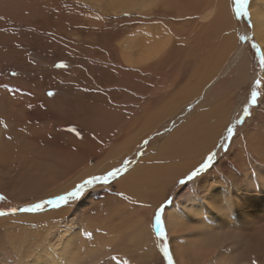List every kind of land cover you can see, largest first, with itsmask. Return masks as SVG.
Returning <instances> with one entry per match:
<instances>
[{
  "label": "bare ground",
  "instance_id": "bare-ground-1",
  "mask_svg": "<svg viewBox=\"0 0 264 264\" xmlns=\"http://www.w3.org/2000/svg\"><path fill=\"white\" fill-rule=\"evenodd\" d=\"M138 1L126 0L127 4L124 6L127 10L124 12L128 14L137 12L140 23L150 27L151 24L146 21L148 17L145 9H151V6L149 4L141 6ZM151 1L155 8L159 9L155 11L156 15L151 20L152 23L155 22L154 26L150 27L153 34L151 35L147 29V32L139 35V28L135 27L132 29L134 34L130 40L124 39L122 43L125 48L130 44L131 49L143 50V57L137 55L142 58L141 60L130 61L127 55L124 56L126 64L135 67L129 73L148 70L146 67L152 61L155 71H160V78L153 86L147 88V93L142 86L140 88L143 90L140 92L142 98L128 100L129 105L126 106V110H121L119 106V110L125 113L124 117L118 114L119 118L112 115L110 120H104L106 129L101 126L102 129L99 130V134L102 133L103 136H99L94 131L95 133H92L83 144L81 143L84 138L78 137L81 143H73L69 148L70 153L82 162V170L67 165L68 167L65 166L63 171L72 168L74 174L69 179L71 181L76 178V182L82 180L85 175L106 172L110 165L117 166L125 158V154L135 151L141 141L149 136H157L159 134L155 133L165 129L163 134L153 139L147 152L126 173L131 175L115 182V186L110 187V191L96 194L87 200L89 206L83 204L78 212L73 211L74 215L70 220H67V214L63 216L58 213L60 209L58 212L0 218L1 248L3 252L10 253L14 257L12 263L10 254H2L0 264H157L161 261L152 231V214L177 179L186 177L199 167L209 154L219 150L218 139L234 119L233 86L237 88V85L244 83L250 72L249 51L244 50L248 47L244 45L236 48L234 44L239 37L242 38L249 32L246 28L237 26L230 0H215L214 4L212 3L214 6L210 11L211 15L200 17L205 21L208 18L210 22L213 20L210 26H204V22L200 19L193 20L191 26L185 27L189 29L190 36L199 38L198 41L207 47L213 46L207 53L210 57L204 55L200 58V64L194 68L197 77L191 76L189 73L186 74L188 71L181 60L179 64L175 58L168 59V51L172 46L179 49V45L169 44L170 41L160 36V32L171 28L172 17H179L188 8H199L206 3V0ZM176 3L181 4L175 6ZM263 3L264 0H253L250 9L252 30L262 52H264V8L261 6ZM127 20L130 21L129 18ZM141 20L145 21L141 22ZM172 26L175 27L173 23ZM135 37L136 40L138 37V41ZM178 43L182 44L184 41L180 40ZM220 56H223L222 59L226 60V64L218 63ZM229 73L232 75V79L229 80L231 85L228 84L225 88V81H219ZM260 76L263 81L260 95L263 96L264 72ZM203 95L204 99L200 100ZM156 101H158L156 106H149V103ZM196 103V107L194 106L190 111V106ZM51 107L53 109L52 105ZM60 108L62 110V107ZM95 113L93 114L96 116ZM254 119L256 124L253 131L248 127L241 128L240 136L237 135L238 138L236 137L231 143L232 147L226 152L221 148L203 177L196 178L188 186L186 185V188H182L188 192L186 196H181L182 201H174L172 207L166 210V227L175 264H264L262 108ZM251 120L252 118L249 119V123ZM47 122L48 120L45 124ZM175 124L177 126L173 127ZM5 125H0V144L3 146L12 144L2 136ZM93 128L97 129L96 126ZM109 128L112 129V133L109 132ZM88 133L90 132L87 131ZM95 152L99 154L92 164L88 157L95 155ZM63 156L66 157L65 154ZM20 159L22 165L24 160ZM72 163L74 165V162ZM2 168H0V189L11 191L13 179L16 177H11V170ZM113 187L115 188L111 189ZM55 190L62 191V188ZM56 227L58 230L49 238L50 230Z\"/></svg>",
  "mask_w": 264,
  "mask_h": 264
},
{
  "label": "rangeland",
  "instance_id": "rangeland-1",
  "mask_svg": "<svg viewBox=\"0 0 264 264\" xmlns=\"http://www.w3.org/2000/svg\"><path fill=\"white\" fill-rule=\"evenodd\" d=\"M210 1L206 0V3L203 2L204 4L202 3L203 5L201 6L199 4L200 7L197 9L188 8V10L182 12L179 17H172L170 23L172 29H165L162 33L167 37V40L170 41L169 44L179 45V49L176 47L173 48L172 46L168 51V59L169 57H171V60L175 58L179 64L181 60L184 64V68L188 71L186 74L189 73V75L195 77H197V73L193 71L194 68L200 64V58L204 55L210 57L207 53L213 46L207 47L198 41L199 38L190 36L188 34L189 29L185 27H189L193 20H200L203 18L202 16L209 17V14L211 15L210 11L214 6L215 0ZM230 2H232L233 15L237 26L241 28L244 27L249 32L248 35L242 38L239 37L238 40L235 41L234 47L239 46L240 48L244 47V45L248 47L244 48V50L249 51L248 60L250 72L244 83L237 85V88H235V85L233 86L232 92L235 94L233 102L235 111L234 119L228 124L227 130L223 132L222 136L218 139L219 150L214 151L215 153H220L221 148H223V152H226L232 147L231 143L237 135L238 137L240 136L241 128L248 127L250 131H253L256 124L254 117H256L261 108L264 114V94L263 96L260 95V89L263 86L260 75L264 72V58L260 56L262 51L255 40L252 30L253 24L250 9L253 0H248L246 8L244 9L245 14L241 15V19L237 17L238 13L236 14L235 11V0H230ZM126 4V0H0V121H2L0 125L4 126V124H6L2 136L6 137L8 141L12 143L4 146L0 144V150H2V152L0 151V161H2L0 162V168L3 166V168H7L6 170H11V177H16L13 179L15 182L13 181L11 185V191L0 189V196L4 197L3 200H0V211L6 213V215L0 216V218L7 216L15 217L16 215L20 216L26 213L34 215L44 214L46 212H58L59 209L58 213L61 215L67 214V216H73V211L78 212L81 202L87 196L98 194L102 189L105 191V187L115 186V181L120 177H124L128 172L129 166L134 164L140 156L145 154V151L142 150L141 152H136L132 157H129L130 159H125L123 164L119 167H122L125 163L130 161L126 172L120 173L116 179L109 181L108 184L97 183L86 188L81 197L74 201H70L68 205H62L59 209H54L45 205L42 211L37 212L21 211V209L30 207L33 204L43 203L48 199H54L57 195H62L67 191H71L79 184L76 182V178H73L71 181L69 179V177L74 174L72 168L66 172L63 171L65 166L68 167L67 165L73 166L78 170H82L83 167L82 162H80L74 154L70 153L69 146L73 143H81L79 139L81 137V139L84 138L81 143L83 144L88 137H91L92 133L96 132V134H99V130L102 129V127L106 129L104 120H110L112 115L114 117L117 116L116 118H119V115L124 117L125 113L119 109L126 110L129 101H134L141 97L142 94L140 92L145 89V93H147V88L153 86L154 82L160 78V71H155L152 61L146 67L148 70H137V72L129 73L134 70L135 67L126 64L124 56L127 55L130 61L141 60L142 58L138 56L143 57V50L141 48L131 49L130 44H127V47L122 50V41L124 39L130 40L131 36L134 34L132 31L133 28H139V35L143 34L145 31L147 32V29H149L151 35L153 34L150 27L152 28L155 22L152 23L151 20H153V17L156 15L155 11L159 9L155 8L151 0L138 1V4H141V6H145L146 4L151 6V9H145L147 10L146 17H148L146 21H149L151 24L149 27L148 25L140 23L138 19L139 14L137 12L134 11L129 14L128 12H124L127 10L124 6ZM179 4L181 3H176L175 6ZM261 6L264 8V3ZM130 10H132V8ZM159 15L163 16L162 14ZM193 16L195 17L193 18ZM127 18L130 19L129 22ZM208 19H206L207 23H205V20L201 19V21L204 22V26L207 25L206 27L210 26L213 21L210 22ZM142 21L145 20H141V22ZM172 23L175 27L172 26ZM160 36H162L161 33ZM180 40L184 41V43L179 44L178 41ZM178 57L180 59H178ZM222 57H218V63L221 64L222 62L221 65H224L227 62H225L226 60L222 59ZM61 63L67 65V67H58L57 65ZM13 73H16V75H13ZM231 79L232 75L229 73L221 77L219 82L225 81L224 87L227 88L228 84L229 86L231 85L229 82ZM144 82H146V84ZM142 86L144 89L140 90ZM49 92H53L55 95L50 97L48 95ZM252 92L256 93V97H254V99L256 98L255 103H253L251 99ZM130 96L131 98H129ZM204 97L203 95L200 100H203ZM154 99L158 100L160 98ZM33 101H35V103ZM157 102L158 101L149 103V106L154 107L157 105ZM23 105L26 106L24 107ZM96 105L99 106L97 107ZM195 105H197V103L190 106V111H192ZM60 107H62V110H60ZM26 109H28V111ZM245 109H248L250 113L248 116L244 115ZM75 110L76 112H74ZM31 112H34L32 113L34 115H32ZM93 113L99 117H96ZM8 114H11V116ZM32 118H34V120ZM250 118H252V120L249 123ZM47 120L48 122L46 124L48 125L45 124ZM99 120L103 121L101 122ZM75 121L77 124H75ZM238 121H240V123H238ZM118 122L119 120L117 123ZM97 123L100 126L97 125ZM94 126H96L97 129L93 128ZM176 126L177 124L173 127ZM72 127L77 128L80 134L79 136L77 132L70 131ZM28 128H31V130ZM229 128L233 129V136L231 138L228 136ZM164 130L155 133L159 134L156 137H160ZM37 131L42 133H38ZM87 131L90 132L88 133L89 135ZM109 132L112 133L111 128H109ZM99 136H103V134L100 133ZM29 137L32 140L29 139ZM43 140L45 142H43ZM148 141L149 143L147 145L144 144V140L141 141V147L147 148L151 144L152 139ZM27 149L29 150L27 151ZM64 154L66 157L63 156ZM98 154V152H95V155L88 157L92 164L97 160ZM20 158L24 160L22 165H20ZM72 162H74V165ZM114 169L113 166H109V171ZM187 176L182 178L186 183H176L168 197L165 198L166 200L161 204L164 210L170 208L174 199H177L183 194H187V192L182 191V188H186L190 184L189 182H191L187 180ZM64 182L67 183L65 184ZM60 184L66 187H62ZM61 188L62 191L57 190L60 192L58 194L55 189ZM114 188L115 187L111 189ZM22 190L24 191L22 192ZM52 191L54 192L51 193ZM19 202H21V204ZM1 204L3 206H1ZM154 214L155 211L151 219L153 220L152 222L155 228ZM56 230H58V227L50 230L49 238ZM157 238L160 249L159 253L161 255V261L157 264H167V260L163 257L161 245H166L169 252L172 254L169 236L166 233L165 239H161L158 236ZM2 254L10 253L3 252L0 241V257ZM10 257L11 262L14 263L13 255L10 254Z\"/></svg>",
  "mask_w": 264,
  "mask_h": 264
},
{
  "label": "snow or ice",
  "instance_id": "snow-or-ice-1",
  "mask_svg": "<svg viewBox=\"0 0 264 264\" xmlns=\"http://www.w3.org/2000/svg\"><path fill=\"white\" fill-rule=\"evenodd\" d=\"M235 2L237 5V8H236L237 13L240 15H244L245 14L244 7L248 3V0H235ZM260 56L261 58H264V52H261ZM57 66L61 68L67 67V65L63 63ZM13 75H16V73H13ZM48 95L51 97V96H54L55 93L49 92ZM254 97H256V93L252 92L251 99L253 103H255L256 101V98L254 99ZM249 114L250 113L248 109H245L244 115L248 116ZM0 123H2V121H0ZM238 123H240V121H238ZM70 131L77 132V135L78 136L80 135L77 129L75 128L70 129ZM228 136L229 138L233 136L232 128L228 129ZM148 143H149L148 140L144 141L145 145H147ZM216 155L217 154L215 152L209 154L205 162H203L199 167L195 168V170L190 172V174L187 176V180L192 181L193 178L200 176L201 173H204L207 169H209V167L212 165L213 160L216 158ZM128 163H130V161L125 163L122 167H117L114 170L108 171L106 174L91 176L90 178L85 179L81 183L77 184L71 191H67L66 193L62 195H57L54 199H48L44 201L43 203H36L30 207H25L21 209V211L37 212V211H42L45 205L50 206L51 208H54V209H59L62 205H68L70 201H74L78 199L79 197H81L86 188H89L92 185L97 184V183L108 184L109 181L116 179L120 173L127 171ZM179 182L181 184L186 183V181L184 180H180ZM3 199L4 197L0 196V200H3ZM125 199H127V197H125ZM164 211H165L164 207L160 205L157 207L155 214H154L155 231H156L157 236L161 239L166 238V231L164 227V220H165ZM4 215H6V213L3 211H0V216H4ZM161 250L163 252V257L167 260V264H174L173 256L169 252L168 247L166 245H161Z\"/></svg>",
  "mask_w": 264,
  "mask_h": 264
},
{
  "label": "crops",
  "instance_id": "crops-1",
  "mask_svg": "<svg viewBox=\"0 0 264 264\" xmlns=\"http://www.w3.org/2000/svg\"><path fill=\"white\" fill-rule=\"evenodd\" d=\"M234 12V11H233ZM170 28V27H169ZM161 33V35L163 36V37H165L166 39H167V37L166 36H164L162 33H163V31H161L160 32ZM136 41H138V37H137V40ZM125 49V47H124V45H123V49L122 50H124ZM156 138V136H149L148 138H146V139H144V141L145 140H149V139H152V141H153V139H155ZM142 145L140 144V146L137 148V149H135V151H133V152H131L130 154H125L124 155V159L117 165V166H114L113 167V169L114 168H116V167H119L120 165H122L123 164V162H124V160L126 159V160H128V159H130L129 157H132L133 155H135L136 154V152H138V151H145V153L147 152V150L149 149V147H150V145L147 147V148H143V147H141ZM143 157V155L142 156H140L137 160H136V162L134 163V164H132V165H130L129 166V169H128V171L133 167V166H135L137 163H138V161H139V159L140 158H142ZM206 159L207 158H205V160H204V162L206 161ZM109 170H107L106 172H108ZM193 171V170H192ZM106 172H95V173H93V174H91V175H85L84 177H83V179L82 180H80V181H77L78 183H81L83 180H85V179H87V178H90L91 176H94V175H100V174H103V173H106ZM190 174V173H189ZM188 174V175H189ZM203 174L204 173H201L200 174V176H198V177H195V178H193V180L191 181V182H189V183H192L196 178H201V177H203ZM129 175H131V173L130 174H125L124 176H129ZM182 178H184V177H182ZM182 178H179V179H177V181L172 185V187H171V189H170V191L168 192V194H167V196L165 197V198H167L168 197V195L170 194V192H171V190L173 189V187H174V185L176 184V183H179V181L180 180H182ZM121 179V177L119 178V179H117L115 182H117V181H119ZM189 191H190V189H188ZM107 191H110V187H105V191H104V189H102L100 192H98V194H104V193H106ZM182 191H185V190H182ZM188 193V192H187ZM96 195V194H95ZM94 195H89V196H87L82 202H81V204H80V208L82 207V205L84 204L85 206H89V204H87L86 203V201L87 200H89V199H91L92 197H93ZM182 196H186L185 194H183ZM164 198V200L162 201V202H160L159 203V205L158 206H160L166 199ZM174 201H182V199H181V196H179L177 199H174L173 201H172V204H173V202ZM172 207V205L170 206V208ZM156 209H157V207H156ZM156 209H155V211H156ZM168 209V208H167ZM166 209V210H167ZM166 210L164 211V217H165V215H166ZM74 212H76V211H74ZM22 215H32V214H28V213H26V214H22ZM7 217H10V216H7ZM72 218V216H68L67 217V220H70ZM65 221V220H64ZM62 226V225H61ZM164 227H165V231H166V233L168 234V232H167V227H166V220H164ZM152 231H153V234H154V238H155V241H156V245H157V247H158V249H159V244H158V238H157V234H156V231H155V228H154V224L152 225ZM159 251H160V249H159ZM160 257H161V255H160Z\"/></svg>",
  "mask_w": 264,
  "mask_h": 264
},
{
  "label": "trees",
  "instance_id": "trees-1",
  "mask_svg": "<svg viewBox=\"0 0 264 264\" xmlns=\"http://www.w3.org/2000/svg\"><path fill=\"white\" fill-rule=\"evenodd\" d=\"M234 5H235V11H236V8H237L236 2H234ZM245 8H246V5H245L244 9ZM236 14H237V11H236ZM237 17L241 19V15L240 14H237Z\"/></svg>",
  "mask_w": 264,
  "mask_h": 264
}]
</instances>
